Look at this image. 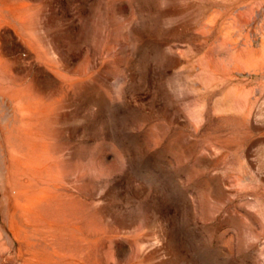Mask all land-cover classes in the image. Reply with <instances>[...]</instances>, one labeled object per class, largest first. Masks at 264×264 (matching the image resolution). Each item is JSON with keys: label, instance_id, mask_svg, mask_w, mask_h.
<instances>
[{"label": "rangeland", "instance_id": "rangeland-1", "mask_svg": "<svg viewBox=\"0 0 264 264\" xmlns=\"http://www.w3.org/2000/svg\"><path fill=\"white\" fill-rule=\"evenodd\" d=\"M0 264H264V0H0Z\"/></svg>", "mask_w": 264, "mask_h": 264}]
</instances>
